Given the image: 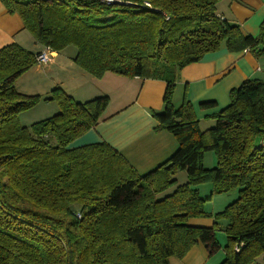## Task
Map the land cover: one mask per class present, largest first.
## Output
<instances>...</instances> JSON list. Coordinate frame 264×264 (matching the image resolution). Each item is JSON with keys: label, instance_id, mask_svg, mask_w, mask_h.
I'll use <instances>...</instances> for the list:
<instances>
[{"label": "trees", "instance_id": "trees-1", "mask_svg": "<svg viewBox=\"0 0 264 264\" xmlns=\"http://www.w3.org/2000/svg\"><path fill=\"white\" fill-rule=\"evenodd\" d=\"M218 1L0 0L42 48L73 46L74 63L95 78L111 72L163 80L154 129L169 131L178 143L144 174L104 141L71 146L102 119L108 96L77 101L60 87L43 98L19 92L15 83L36 65L39 51L16 42L0 47V264H169L196 243L217 252V231L226 239L220 264H259L264 79L231 89L207 129L199 127L189 101L172 103L180 70L206 53L224 48L264 56V17L257 35L246 34L217 14ZM40 100L55 101L58 111L20 124V112ZM206 151L216 158L211 168L204 166ZM178 171L185 181H178ZM205 182L213 194L235 191L236 197L208 213L197 188ZM193 217L214 222L192 225Z\"/></svg>", "mask_w": 264, "mask_h": 264}, {"label": "crops", "instance_id": "crops-1", "mask_svg": "<svg viewBox=\"0 0 264 264\" xmlns=\"http://www.w3.org/2000/svg\"><path fill=\"white\" fill-rule=\"evenodd\" d=\"M216 12L237 23L242 32L255 36L264 17V0H219ZM11 42L32 52L42 49L24 28L20 16L8 13L0 2V47ZM74 53L75 50L68 48L54 51L48 62L36 64L23 73L15 83L16 89L25 94H38L43 98L48 97L55 87H60L77 101L107 95L109 101L102 119L76 138L71 146L104 141L116 149L139 174H144L167 160L177 149L178 143L169 131L154 129L157 121L152 115V110L160 111L163 108L165 82L160 79L129 78L111 72L95 78L74 63ZM250 78L264 79V56L256 57L247 50L228 52L224 48L208 52L199 61L180 70L172 103L177 107L183 99L189 101L199 120V127L207 129L214 124L211 114L229 103L230 90ZM209 101L214 102V105L200 106ZM54 102L40 100L31 109L40 107L34 112L35 115L40 112L51 114L58 111V105L53 104ZM20 114L22 125H29L30 123L22 122ZM208 153V157L204 155L203 162L205 167L211 168L216 164V158L213 152ZM176 177L179 182L186 179L185 173L180 171L176 173ZM201 187L204 193H201ZM197 188L206 199L204 208L208 213L220 211L236 197L235 191L213 194L211 183L200 184ZM188 222L197 226H211L214 219L193 217ZM220 223L224 224V221ZM216 238L221 248L214 254H209L203 244L196 243L182 258L170 257L169 264H220L224 259L222 248L226 239L222 231ZM258 263L264 264V256H260Z\"/></svg>", "mask_w": 264, "mask_h": 264}, {"label": "rangeland", "instance_id": "rangeland-1", "mask_svg": "<svg viewBox=\"0 0 264 264\" xmlns=\"http://www.w3.org/2000/svg\"><path fill=\"white\" fill-rule=\"evenodd\" d=\"M68 48V50H75L74 49V47L73 46H69V47H67ZM53 104H55L56 106H57V104L54 102ZM38 106H40V105H38ZM36 109H28V110H26V111H23V112H20L21 114H20V118L22 119V122H24V123H26V124H28V123H31V122H34V121H38V120H40V119H43V118H45V117H48V116H51V115H53L55 112H52L51 114H49V112H40L39 114H37V115H35V113L34 112H36V110H38L40 107H35ZM18 117H19V115H18ZM26 119V120H25ZM31 119H33V120H31ZM23 120H25V121H23ZM19 122H20V124H22L21 123V121L19 120ZM203 127V126H202ZM208 152H212V151H206V153H208ZM205 153V154H206ZM208 154H210V153H208ZM205 156H209V155H205ZM206 157V158H207ZM180 172H182V171H180ZM205 183H209V182H205ZM201 184H203V183H201ZM200 185V184H199ZM202 188V187H201ZM204 190H203V188L201 189V193H204L203 192ZM216 194V193H215ZM219 232H221V231H217L216 232V235H218L219 234Z\"/></svg>", "mask_w": 264, "mask_h": 264}, {"label": "built area", "instance_id": "built-area-1", "mask_svg": "<svg viewBox=\"0 0 264 264\" xmlns=\"http://www.w3.org/2000/svg\"><path fill=\"white\" fill-rule=\"evenodd\" d=\"M53 50L48 47H43L38 54L36 55V64L41 65L50 60V57H52ZM264 142V141H263ZM239 245H236L234 247L235 251H239Z\"/></svg>", "mask_w": 264, "mask_h": 264}]
</instances>
